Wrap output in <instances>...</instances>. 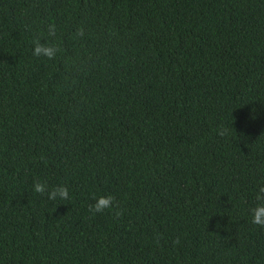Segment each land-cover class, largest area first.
<instances>
[{
    "label": "trees",
    "instance_id": "16d2710c",
    "mask_svg": "<svg viewBox=\"0 0 264 264\" xmlns=\"http://www.w3.org/2000/svg\"><path fill=\"white\" fill-rule=\"evenodd\" d=\"M261 186L264 0H0V264H264Z\"/></svg>",
    "mask_w": 264,
    "mask_h": 264
},
{
    "label": "clouds",
    "instance_id": "9594fccd",
    "mask_svg": "<svg viewBox=\"0 0 264 264\" xmlns=\"http://www.w3.org/2000/svg\"><path fill=\"white\" fill-rule=\"evenodd\" d=\"M79 33H83V28L78 29ZM49 36H55L56 35V28L55 25H49L48 30ZM34 49H33V55L34 56H45L48 59L55 58L57 54V47L52 44L48 43H40L39 38H37L34 42ZM226 129L221 128L218 132V135L223 136L226 133ZM33 190L36 193H39L41 195L47 194L48 198L50 200H56L57 198L61 200H69L71 199L69 188L65 184L57 185L50 190L48 189V185L46 182H41L39 179H35L33 183ZM256 199L259 201H264V186H261L259 189V192L257 193ZM94 203H90L88 205V212L92 215L96 214H103L105 211H112L113 208H116L115 215L119 217L122 215L123 209L119 208L118 202L114 205V201L116 200L115 196L112 194L107 195H100V196H93ZM252 213V222L256 225H259L260 227H264V202L259 203L255 205L251 209ZM160 242V234L158 233L156 236V243L159 244ZM172 243L179 244L180 243V237L177 236L174 238Z\"/></svg>",
    "mask_w": 264,
    "mask_h": 264
}]
</instances>
